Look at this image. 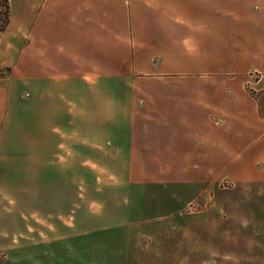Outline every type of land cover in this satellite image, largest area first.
Segmentation results:
<instances>
[{"label":"rangeland","instance_id":"rangeland-1","mask_svg":"<svg viewBox=\"0 0 264 264\" xmlns=\"http://www.w3.org/2000/svg\"><path fill=\"white\" fill-rule=\"evenodd\" d=\"M263 131L264 0H9L0 264H264Z\"/></svg>","mask_w":264,"mask_h":264},{"label":"trees","instance_id":"trees-1","mask_svg":"<svg viewBox=\"0 0 264 264\" xmlns=\"http://www.w3.org/2000/svg\"><path fill=\"white\" fill-rule=\"evenodd\" d=\"M9 20V0H0V36Z\"/></svg>","mask_w":264,"mask_h":264},{"label":"crops","instance_id":"crops-1","mask_svg":"<svg viewBox=\"0 0 264 264\" xmlns=\"http://www.w3.org/2000/svg\"><path fill=\"white\" fill-rule=\"evenodd\" d=\"M256 138H254V140H255ZM257 139L259 140V141H262L263 143H264V131L261 133V134H259L258 136H257ZM249 151H250V147H249ZM260 155H262V156H264V150H263V152H260V154H259V156ZM255 178H258V179H264V175L262 176V175H257Z\"/></svg>","mask_w":264,"mask_h":264}]
</instances>
